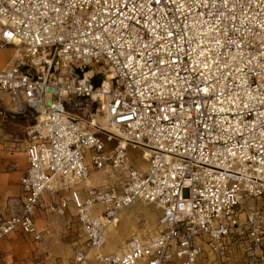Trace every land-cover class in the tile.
Wrapping results in <instances>:
<instances>
[{
  "label": "built area",
  "instance_id": "built-area-1",
  "mask_svg": "<svg viewBox=\"0 0 264 264\" xmlns=\"http://www.w3.org/2000/svg\"><path fill=\"white\" fill-rule=\"evenodd\" d=\"M5 48L0 101L33 121L0 242L40 241L45 210L78 224L84 262L144 203L158 228L99 264H264V0H0ZM83 99L104 123L70 108ZM124 143L151 152L146 169Z\"/></svg>",
  "mask_w": 264,
  "mask_h": 264
},
{
  "label": "rangeland",
  "instance_id": "rangeland-1",
  "mask_svg": "<svg viewBox=\"0 0 264 264\" xmlns=\"http://www.w3.org/2000/svg\"><path fill=\"white\" fill-rule=\"evenodd\" d=\"M11 54L10 48L0 49V66H5L9 62ZM78 101L80 107L70 106L72 110L87 116L97 117L100 122L104 123V116L101 112H97L95 104L86 99ZM5 103L6 99L0 101V109L5 110ZM107 131L109 133V127H107ZM25 136H27L25 131L18 132V140L13 141L14 145H11L6 152H11L15 157L22 155V139ZM115 144L116 142L111 140L108 143V148H113ZM128 150L133 166L144 170L147 167V162L141 159V151L130 148V146ZM16 167L17 162L15 161L11 168L16 169ZM109 173L93 170L91 179L97 184L104 185L111 180ZM118 177L122 179L124 174L121 173ZM158 214L159 212L155 207L144 203H137L122 211L119 221L115 224L118 226V230L115 234H110L111 231L107 233L103 251L121 248L134 232L154 233L158 228ZM68 218L50 213L40 215L37 220L40 229L43 231V238L40 241H35L30 235L23 233H14L2 240L0 242L1 263L9 260L10 264H99L89 256L84 262H77L76 252L86 250L87 247L85 236L75 222L68 228Z\"/></svg>",
  "mask_w": 264,
  "mask_h": 264
},
{
  "label": "crops",
  "instance_id": "crops-1",
  "mask_svg": "<svg viewBox=\"0 0 264 264\" xmlns=\"http://www.w3.org/2000/svg\"><path fill=\"white\" fill-rule=\"evenodd\" d=\"M32 121L33 119L30 116L17 115L0 109V213L2 214H14L19 212L22 204L23 194L21 178L28 165L26 154L28 136H25V138L22 139V155L15 157L11 152H6V150L11 145H14L13 141L18 140V132L25 131L27 135L28 128ZM15 161L17 162L16 169L11 168V165ZM260 203L264 204V198L261 199ZM44 214L49 213L45 210H40L38 218L40 215ZM119 249L120 248H117V250L106 251L111 253L118 251ZM230 261L233 264H242L241 254H232ZM0 264H10V262L9 260H5V263H1L0 260Z\"/></svg>",
  "mask_w": 264,
  "mask_h": 264
},
{
  "label": "bare ground",
  "instance_id": "bare-ground-1",
  "mask_svg": "<svg viewBox=\"0 0 264 264\" xmlns=\"http://www.w3.org/2000/svg\"><path fill=\"white\" fill-rule=\"evenodd\" d=\"M113 77V75H112V73L111 72H108V78L110 79V78H112ZM109 132H112L110 129H109ZM124 145H126V147L127 148H129V145L127 144V143H124ZM130 148H133V149H137V148H135V147H130ZM141 151V159L142 160H146L149 156H150V151L148 150V149H143V150H140ZM146 169V168H145ZM121 214H122V212L120 213V215H119V217H118V219L116 220V223L119 221V219H120V217H121ZM115 223V224H116ZM115 224H112L109 228H108V230H107V233L108 232H110V234H115L116 232H117V230H118V226H116L115 227ZM136 233H138V234H143V233H141V232H134V233H132V235L133 234H136ZM151 234H153V233H151ZM107 235V234H106ZM109 235V234H108ZM113 237V236H112ZM106 243V242H105ZM104 246H105V244L104 245H102L101 247H99V248H88V256L90 257V258H94L95 260H96V258H95V256H96V254H98V253H102V254H104L105 252L103 251V248H104ZM124 246V245H123ZM122 246V247H123ZM121 247V248H122ZM120 248V249H121ZM119 249V250H120ZM118 250V251H119Z\"/></svg>",
  "mask_w": 264,
  "mask_h": 264
}]
</instances>
